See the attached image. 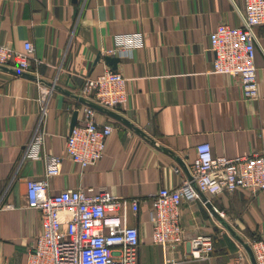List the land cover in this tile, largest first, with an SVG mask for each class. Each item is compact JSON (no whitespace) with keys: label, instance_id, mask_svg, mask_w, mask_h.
Returning <instances> with one entry per match:
<instances>
[{"label":"crops","instance_id":"obj_1","mask_svg":"<svg viewBox=\"0 0 264 264\" xmlns=\"http://www.w3.org/2000/svg\"><path fill=\"white\" fill-rule=\"evenodd\" d=\"M243 7L244 0H0V44L22 51L30 42L27 72L35 77L0 69V264H25L41 233L25 189L28 179L44 176V155L61 160L49 193L92 188L138 200L136 210L125 207V217L138 230L139 264H233L238 250L251 264L223 224L247 243L264 240V191L202 194L218 217L201 196L183 200L184 241L164 252L151 239V196L187 178L182 162L190 168L198 144L230 158L264 149L263 28H254L255 97L244 96L239 78L212 72L209 34L221 23L241 26ZM123 33L141 34V45L116 50L114 38ZM105 57L118 58L115 69ZM106 69L126 79L127 101L112 110L130 126L94 109L97 122L113 129L102 157L81 168L66 154L73 112L78 125L88 107L75 96L92 101L87 81ZM37 132L42 150L27 156ZM197 235L213 238L211 254L185 258L187 240Z\"/></svg>","mask_w":264,"mask_h":264},{"label":"built area","instance_id":"obj_2","mask_svg":"<svg viewBox=\"0 0 264 264\" xmlns=\"http://www.w3.org/2000/svg\"><path fill=\"white\" fill-rule=\"evenodd\" d=\"M240 14L241 26L221 23L209 34L212 72L239 78L244 96L253 98L257 95L254 28L264 30V0H244ZM114 42L116 50L130 51L140 46L142 39L139 33H123L116 35ZM32 52L28 41L22 51L0 44V65L27 71ZM125 81L119 71L106 69L87 81L84 93L103 107L119 108L127 101ZM112 129L109 123L97 122L94 109L84 108L81 123L68 133L67 156L81 168L95 164L103 155L105 139ZM42 146L43 135L37 132L27 148V156H38ZM60 161L57 156L44 155V176L26 181V206L39 211L42 230L25 264H139L138 230L127 225L125 217V207L130 204L136 210L138 200H120L107 191L92 188L49 193L48 179L59 173ZM187 169L190 178L176 187L160 188L151 196V239L164 252L168 246L184 241L179 219L183 200L198 198L199 193L213 195L245 189L254 195L264 191V149L230 158L214 155L209 143H200ZM248 244L256 264H264V240L252 239ZM187 247L185 258H208L213 238L191 237ZM247 261L243 250L236 251L233 264H248Z\"/></svg>","mask_w":264,"mask_h":264},{"label":"water","instance_id":"obj_3","mask_svg":"<svg viewBox=\"0 0 264 264\" xmlns=\"http://www.w3.org/2000/svg\"><path fill=\"white\" fill-rule=\"evenodd\" d=\"M105 61L107 63H109L113 69L116 68V63L118 61V58L116 57H105ZM0 69L11 72L13 74L16 75H20L26 78H30V79H34L35 77L33 75H31L30 73H28L27 71H20V70H15L11 67L8 66H2L0 65ZM77 98V100H79L81 103L87 105L88 107L101 111L105 114H107L108 116L115 118L116 120H119L120 122L124 123L127 126H130V123L127 119H125L123 116H121L120 114H118L117 112L113 111L112 109L103 107L99 104H97L94 101H89L86 99H83L82 97H78L75 96ZM76 116H77V111L73 112L72 115V120H71V124H70V130L73 128V126L75 125V121H76ZM137 132L143 134L139 129L135 128ZM69 130V131H70ZM182 167L183 169L186 171L187 173V178H190V174L188 172L187 166L182 162ZM199 196H201L202 201L204 202L205 206L208 208V210L216 217H218V212L214 209V207L212 206V204L210 203V201L205 197V195H202V193H199ZM223 226L230 232V234L244 247L245 251L248 254L249 257V261L251 264H256V261L254 259L253 253L251 251V248L249 246V244L247 242H245L240 236H238L236 234V232L234 231V229L227 223H224Z\"/></svg>","mask_w":264,"mask_h":264},{"label":"trees","instance_id":"obj_4","mask_svg":"<svg viewBox=\"0 0 264 264\" xmlns=\"http://www.w3.org/2000/svg\"><path fill=\"white\" fill-rule=\"evenodd\" d=\"M252 239H259L258 237H254V238H252Z\"/></svg>","mask_w":264,"mask_h":264}]
</instances>
